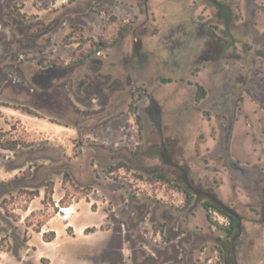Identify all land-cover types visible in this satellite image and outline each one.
Returning <instances> with one entry per match:
<instances>
[{
	"label": "rangeland",
	"instance_id": "1",
	"mask_svg": "<svg viewBox=\"0 0 264 264\" xmlns=\"http://www.w3.org/2000/svg\"><path fill=\"white\" fill-rule=\"evenodd\" d=\"M144 1L0 0V143L18 142L15 150L0 148V264H154L151 232L163 225L135 226L134 198L180 205L184 196L175 185L184 183L179 170L161 160L153 144L157 127L147 121L143 129L134 104L119 102L103 126L106 101H115L120 90L127 98L133 80L144 81L160 106L173 160L242 217L235 262L231 238L209 214L216 228L197 241L203 251L197 264H264V223L248 212L250 206L260 217L264 202V104L258 91L264 86V0H222L233 9L235 49L228 64L205 62L202 73L210 78L201 102L194 101V87L175 78L186 77V61L197 62L202 41L196 24L212 20L216 8L205 0H146V19ZM142 20L145 28L136 34L145 59L139 64L128 53L130 29ZM101 37L118 43L87 55ZM106 52L110 79L103 69L90 71V60L82 63ZM167 77L171 81L163 82ZM223 91L234 100L225 114L214 102ZM206 112L221 117L207 119ZM156 172L174 184L147 178ZM204 200L194 197V217L191 209L176 213L180 223L195 218L201 224ZM115 205L122 211L118 220L111 213ZM61 206L73 210L69 217H62Z\"/></svg>",
	"mask_w": 264,
	"mask_h": 264
},
{
	"label": "flooded vegetation",
	"instance_id": "2",
	"mask_svg": "<svg viewBox=\"0 0 264 264\" xmlns=\"http://www.w3.org/2000/svg\"><path fill=\"white\" fill-rule=\"evenodd\" d=\"M205 1H206V3H208V5L210 7L216 8V12H215L214 18L212 20H209L207 18V19L200 21L198 24H196L195 31L199 35V36H197L196 39L199 41H202V45L200 47V53H198V55L194 56V61H197L198 63L196 62L193 66H189V64L187 63L188 61H186L183 65V71L186 72V77L181 76V77L175 78L176 81H179L183 85H187L189 87H194V92H196V95H197L198 88L200 86H202L203 83L208 81L210 78L208 73H202V69L206 68L205 62L206 61L212 62L215 60H220V61H223L226 64H228L229 61L232 59L231 54H232L233 50L235 49V41L231 37L232 27L235 23V20H234L235 18H234L232 6L229 3H226L225 1H222V0H216V2H213L212 0H205ZM143 13L147 19L149 17V15H148V10H147L146 0L144 1ZM144 20L139 22L137 25H134L130 29V33L132 35V46H131L128 54L130 55V58L132 60L134 59L139 64H141L144 61L145 55H144V53H142V50H141L142 49V40L136 34V32L138 29L145 28L146 23ZM134 33L141 40V46L139 47L138 50H136L134 45H133V34ZM117 43H118V41H113V43H105V41L103 40V37H101V40L99 41V45L101 48H100V51H97V54H100L101 52H103L104 48L110 49V48L114 47V45ZM108 54H109V52L108 53L106 52L104 56L102 54V56H94V57H91L88 59L84 58L82 60V63H87V61L90 60V64H91V66L89 67L90 71H92L93 73H97L103 69V77H105L106 79H110L111 74H106L105 73L106 70L104 69L105 58L108 56ZM207 54H209L210 57L202 58L203 56L207 57ZM199 61H201V62H199ZM199 63H204V64H199ZM200 66H201V70L199 69ZM195 67H198V69H194ZM171 79L172 78L167 77V78L162 79V81L167 82V81H171ZM82 86H83V81H80L79 87L81 88ZM127 86H128L127 98H124L122 96L123 90H120L117 93H115L114 98L116 100L109 102V103H107V101H106L105 105L103 106V109L105 110L103 115L106 117L110 110H113V109L121 106L120 105L121 102L124 103V107H128L131 103L134 104L136 106L135 107L136 108V120L138 121L140 126L144 129L145 123L147 121H150L153 125H155L157 127L158 141L154 142L153 144L158 149V154H159L161 160L163 161L161 154H162L164 148H166L170 152L171 157H172V149L170 148V144L161 132V124H160L161 109H160V106L158 105V103L156 102V100L154 99L152 93L148 90V87L146 86L144 81L137 83L133 80L131 83L127 84ZM259 88H260V90H258V91L262 92V96H263L262 100H261L262 101L261 104H264V86L260 85ZM243 90L247 91V92H251V89L248 87H245ZM225 91H223L221 93L222 98H221L220 102L217 100L214 101L217 103V106L224 108V112H222L223 114H225L228 111L229 106H231V103L234 102V100L230 99V95L225 94ZM207 93H208V89L205 91L204 96H202L201 98L197 99V96H195L194 101L201 102L203 99L206 98ZM250 95L252 96L251 93H250ZM114 116H112V117H114ZM232 116L233 115H231V113L227 116L228 122H230V120H232L231 119ZM112 117L107 116L106 120L103 121V126ZM205 117L207 119H209L210 117L220 118L221 116L220 115H218V116L217 115H211V113L206 112ZM75 130H76V132H78L79 128L77 126H75ZM80 143H81V141H80ZM107 148H109L111 151L114 150V147L112 145H109V144L107 145ZM177 169L179 170V168H177ZM179 172H180V170H179ZM179 175H180V173H179ZM190 181L194 186H198L191 179H190ZM263 204H264V202H263ZM263 204H262V207H263ZM64 208L70 209V212L68 214L70 216V214L73 212V210H71V208L68 206H61L60 211L64 212L63 211ZM248 212L251 215L252 221H254V222L258 221V223H264V219L262 218L261 210H260V217H255L254 212L251 210L250 206H248ZM66 215H67V213L65 215H62V217L66 216ZM232 258L234 260L235 252H234V254L232 252ZM234 262H235V260H234Z\"/></svg>",
	"mask_w": 264,
	"mask_h": 264
},
{
	"label": "crops",
	"instance_id": "3",
	"mask_svg": "<svg viewBox=\"0 0 264 264\" xmlns=\"http://www.w3.org/2000/svg\"><path fill=\"white\" fill-rule=\"evenodd\" d=\"M207 84L208 81L204 82L202 85L205 91L208 89ZM168 202L169 201L166 200L159 203L156 200L146 197L134 198L137 210L133 209L132 219L135 226H140L145 223L152 225L155 222H160L161 225H163L158 231L154 233L151 232L153 239L157 243L152 246L153 257L150 254L149 258H153L154 264H197V260L203 251L196 243L199 239L203 240V237H209L211 233H214L216 228L214 221L207 219L201 205L202 210L199 211L202 214L203 220L201 224L194 221L195 218L189 223L182 224L180 223L181 219L177 218L176 213L191 209V215L194 217V214H198V206L194 202L185 206L182 200L179 201L180 205H174ZM114 210L112 209L111 213L113 212V218L118 220V216L122 211L117 205L114 206ZM107 215V213H103V220L108 222ZM220 224L222 223L220 222ZM112 227L113 226H110L106 231H110ZM137 231H139V229H137ZM135 235L138 237V232H136ZM137 250L138 252L144 251L139 244L137 245ZM191 258L192 261L189 260Z\"/></svg>",
	"mask_w": 264,
	"mask_h": 264
},
{
	"label": "trees",
	"instance_id": "4",
	"mask_svg": "<svg viewBox=\"0 0 264 264\" xmlns=\"http://www.w3.org/2000/svg\"><path fill=\"white\" fill-rule=\"evenodd\" d=\"M124 28L122 27L119 32H118V36H122V32H123ZM100 45L99 43H96V48L95 49H90V51L87 53V55H91L97 51L100 50ZM205 94V90L202 86H200L198 88L197 91V99L201 98L202 96H204ZM16 108H20L23 112L29 113V114H34L37 115V113L35 111H32L31 109L27 108V107H16ZM18 146V142H16L15 140H7L5 142H1L0 143V148L3 149H8V150H15ZM149 180H157V181H161V182H170L171 184H174L173 181L167 177L166 174L162 173V172H156L153 175L147 177ZM46 185H48V183H46ZM177 188H179V190L182 192L183 196H184V205L188 206L189 204H191V202L194 199V193L189 190L184 184H178L175 185ZM51 190V189H49ZM48 190L45 191V195L48 194ZM202 197V196H200ZM205 198V197H203ZM202 207L205 211L206 217L208 220H210V215L208 210L210 208L215 209L216 211H218L221 215H223L224 217H226L229 221V224L227 226L220 224L218 225L219 228L221 230H223L224 235L227 238H231L236 232H237V219L231 215H229L228 213H226L225 211H223L222 209H220L217 204L213 201H211L208 198H205V200L202 202ZM54 237V231H51V234L49 237H46V240L49 241Z\"/></svg>",
	"mask_w": 264,
	"mask_h": 264
},
{
	"label": "water",
	"instance_id": "5",
	"mask_svg": "<svg viewBox=\"0 0 264 264\" xmlns=\"http://www.w3.org/2000/svg\"><path fill=\"white\" fill-rule=\"evenodd\" d=\"M212 1L216 2V0H212ZM133 45L136 50H138L139 47L141 46V40L139 37L135 35V33L133 34ZM161 156H162L163 162L179 168L180 178L182 179V182L189 190H191L195 194L196 197L202 196V197L210 199L211 201L215 202L220 209H222L223 211H225L226 213H228L229 215L237 219V232L231 237V251L234 254V249H235L234 241L241 233L242 217L239 214V212H237L233 207L224 203L221 199L218 198L217 195L214 194V192L206 190L200 186H194L189 179L187 168L181 167L176 162H174L171 157V154L166 148L163 149ZM261 214H262V218L264 219V204L261 209Z\"/></svg>",
	"mask_w": 264,
	"mask_h": 264
},
{
	"label": "built area",
	"instance_id": "6",
	"mask_svg": "<svg viewBox=\"0 0 264 264\" xmlns=\"http://www.w3.org/2000/svg\"><path fill=\"white\" fill-rule=\"evenodd\" d=\"M164 185H165V182H163V186H164ZM208 212H209V214L212 215V217H213L214 219H216V220H220V222H221L223 225L227 226V225L229 224L228 219H227L226 217H224L223 215H221V214H220L218 211H216L215 209L210 208V209L208 210Z\"/></svg>",
	"mask_w": 264,
	"mask_h": 264
},
{
	"label": "bare ground",
	"instance_id": "7",
	"mask_svg": "<svg viewBox=\"0 0 264 264\" xmlns=\"http://www.w3.org/2000/svg\"><path fill=\"white\" fill-rule=\"evenodd\" d=\"M63 211L67 213V215L66 216H63V217L64 218L68 217L69 216L68 214L70 212V209L69 208H64Z\"/></svg>",
	"mask_w": 264,
	"mask_h": 264
}]
</instances>
